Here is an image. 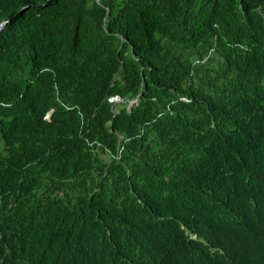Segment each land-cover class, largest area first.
<instances>
[{"label":"trees","instance_id":"1","mask_svg":"<svg viewBox=\"0 0 264 264\" xmlns=\"http://www.w3.org/2000/svg\"><path fill=\"white\" fill-rule=\"evenodd\" d=\"M0 24V264H264V0Z\"/></svg>","mask_w":264,"mask_h":264},{"label":"water","instance_id":"2","mask_svg":"<svg viewBox=\"0 0 264 264\" xmlns=\"http://www.w3.org/2000/svg\"><path fill=\"white\" fill-rule=\"evenodd\" d=\"M0 27H1V24H0ZM114 99H116V101L118 100H121V102L123 101L122 99H120L119 97H113ZM112 98V99H113ZM136 100H137V97L133 98V99H127V100H124L122 104L126 105L127 108H129L132 104L136 103ZM50 112H48L49 114Z\"/></svg>","mask_w":264,"mask_h":264},{"label":"built area","instance_id":"3","mask_svg":"<svg viewBox=\"0 0 264 264\" xmlns=\"http://www.w3.org/2000/svg\"><path fill=\"white\" fill-rule=\"evenodd\" d=\"M113 98V97H112ZM112 98H109V101H113L114 100V98L112 99ZM116 100V99H115ZM45 118H47V115L45 116Z\"/></svg>","mask_w":264,"mask_h":264},{"label":"rangeland","instance_id":"4","mask_svg":"<svg viewBox=\"0 0 264 264\" xmlns=\"http://www.w3.org/2000/svg\"><path fill=\"white\" fill-rule=\"evenodd\" d=\"M116 102H118V101H116L115 99L113 100V103H116Z\"/></svg>","mask_w":264,"mask_h":264},{"label":"bare ground","instance_id":"5","mask_svg":"<svg viewBox=\"0 0 264 264\" xmlns=\"http://www.w3.org/2000/svg\"><path fill=\"white\" fill-rule=\"evenodd\" d=\"M121 100H118V102H120Z\"/></svg>","mask_w":264,"mask_h":264}]
</instances>
